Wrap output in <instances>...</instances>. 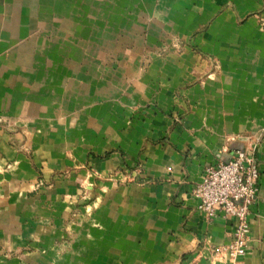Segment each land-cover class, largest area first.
Listing matches in <instances>:
<instances>
[{
	"label": "crops",
	"instance_id": "1",
	"mask_svg": "<svg viewBox=\"0 0 264 264\" xmlns=\"http://www.w3.org/2000/svg\"><path fill=\"white\" fill-rule=\"evenodd\" d=\"M237 149L231 257L191 190ZM0 264H264V0H0Z\"/></svg>",
	"mask_w": 264,
	"mask_h": 264
},
{
	"label": "built area",
	"instance_id": "2",
	"mask_svg": "<svg viewBox=\"0 0 264 264\" xmlns=\"http://www.w3.org/2000/svg\"><path fill=\"white\" fill-rule=\"evenodd\" d=\"M259 168L251 151L237 149L231 157L204 168L191 194L198 200L197 208L208 216L220 212L235 219L233 239L227 254L236 257L245 251L250 207L258 191Z\"/></svg>",
	"mask_w": 264,
	"mask_h": 264
}]
</instances>
